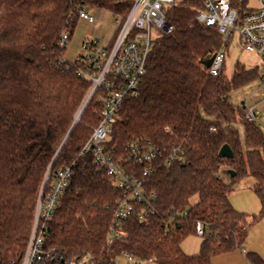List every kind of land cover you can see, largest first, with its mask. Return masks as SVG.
Wrapping results in <instances>:
<instances>
[{"label": "trees", "instance_id": "1", "mask_svg": "<svg viewBox=\"0 0 264 264\" xmlns=\"http://www.w3.org/2000/svg\"><path fill=\"white\" fill-rule=\"evenodd\" d=\"M241 1L244 7L246 0ZM87 5L115 11L121 4L0 0V264H20L45 175L49 168L54 173L70 164L71 184L48 223L47 244L64 246L68 254L90 250L103 261L98 264H118L115 258L124 251L154 257L155 264H211L217 254L242 249L264 217V131L231 92L260 76V68L237 61L232 74L224 64L213 75L209 63L223 38L216 26L194 20L202 0H180L168 8L174 29L156 38L140 93L126 97L104 142L117 158L136 140L160 147L163 156L148 177L155 212L145 220L124 221L122 238L108 245L122 191L92 154L81 153L99 122L101 103L93 98L75 122L89 81L60 45L63 32L71 38L79 10ZM226 143L233 157L219 154ZM174 149L176 156L166 163ZM124 165L137 175L144 167L132 160ZM246 177L254 179L251 188L261 204L257 213L237 209L230 199ZM194 234L201 236L200 250L189 254L182 243ZM245 255L251 264H264L257 251Z\"/></svg>", "mask_w": 264, "mask_h": 264}, {"label": "built area", "instance_id": "2", "mask_svg": "<svg viewBox=\"0 0 264 264\" xmlns=\"http://www.w3.org/2000/svg\"><path fill=\"white\" fill-rule=\"evenodd\" d=\"M117 29L115 34L102 41L99 37H87L82 41L83 52L78 60V73L88 79L89 89L75 116L78 122L90 101L95 98L101 103L99 122L82 149V154H92L94 163L104 170L114 185L122 191L113 210L112 221L107 234V244L122 238V224L133 216L145 220L155 212V193L150 190L149 175L154 162L163 156L160 147L151 140H136L128 144L125 154L119 158L104 144L119 111L128 96L140 93V82L147 71L148 58L159 36L170 33L174 26L167 19L170 6L180 0H116ZM257 6L238 10L232 0H202L203 6L194 20L216 26L223 42L214 53L209 72L219 74L225 64L230 36L234 31L245 50L259 56L260 79L264 88V0H257ZM79 19L96 23V16L88 9L79 10ZM229 35V36H228ZM227 36V37H226ZM69 32H63L60 45L66 47ZM247 118L256 121L254 107L247 109ZM177 149L165 157L170 163ZM144 164L142 173L130 172L125 161ZM74 165H65L52 173L47 171L35 205L31 231L20 264H98L90 250L82 249L68 254L60 245L47 244L48 223L53 218L61 193L70 186ZM199 234L203 233L197 224ZM118 264H155L154 257H143L124 251L115 258Z\"/></svg>", "mask_w": 264, "mask_h": 264}, {"label": "rangeland", "instance_id": "3", "mask_svg": "<svg viewBox=\"0 0 264 264\" xmlns=\"http://www.w3.org/2000/svg\"><path fill=\"white\" fill-rule=\"evenodd\" d=\"M238 1L239 4L236 6L238 10H241L242 8H254L258 3L257 0H246V5L242 7V1ZM86 9L96 16V23H91L85 19H79L64 51V57L70 61H74L83 52L81 44L85 38L99 37L102 41H106L115 34L117 29L116 15L109 8L87 5ZM237 61H240L247 68L255 66L259 67L261 62L258 55L244 49L240 42L238 32L234 31L229 38L227 46L225 57L226 74H232ZM231 96L235 103L241 104L242 101H244L247 109L250 107L255 108L257 114L256 123L264 131V88L262 87L260 76H257L245 85L234 89L231 92ZM240 130L242 133V126H240ZM253 182L254 179L252 177L242 179L235 185V189L230 194L231 197H234L235 203H238V209L240 210L239 207H241V211L248 213H257L260 210L261 205L259 197L249 186L250 183L252 184ZM197 199L198 197L195 196L193 202L197 201ZM236 200H238V202H236ZM200 244L201 236L199 234H194L184 239L182 247L186 253L196 254L200 250ZM244 246L247 249H250V251L254 250V247H258L263 252L262 254L258 250L257 252L264 257V219H262L251 230L250 237ZM241 251L243 252V249ZM243 253L245 255L246 251Z\"/></svg>", "mask_w": 264, "mask_h": 264}, {"label": "crops", "instance_id": "4", "mask_svg": "<svg viewBox=\"0 0 264 264\" xmlns=\"http://www.w3.org/2000/svg\"><path fill=\"white\" fill-rule=\"evenodd\" d=\"M259 57V56H258ZM251 183H250V188H251ZM230 199H231V202L233 203V205L235 206V207H237V204L235 203V199H234V197H231L230 196ZM236 202H238V200H236ZM240 206V205H239ZM240 208V210H241V207H239ZM260 208H261V205H260ZM237 209H238V207H237ZM257 210V209H256ZM262 219H264V217H262ZM261 219V220H262ZM260 220V221H261ZM259 221V222H260ZM258 222V223H259ZM257 223V224H258ZM256 224V225H257ZM254 227H252L251 228V230L253 229ZM251 230H250V232H251ZM250 232H249V235H248V238H247V240H246V242L248 241V239H249V237H250ZM245 245V244H244ZM243 252L244 251H250V249H247L245 246H243ZM242 249H236V250H232V251H229V252H225V253H221V254H217V255H215V256H213V258H212V262H211V264H251L250 262H249V260L246 258V256L244 255V253L241 251ZM254 250L255 251H259L261 254H262V250L261 249H259L258 247H254Z\"/></svg>", "mask_w": 264, "mask_h": 264}, {"label": "water", "instance_id": "5", "mask_svg": "<svg viewBox=\"0 0 264 264\" xmlns=\"http://www.w3.org/2000/svg\"><path fill=\"white\" fill-rule=\"evenodd\" d=\"M211 62H212V60H211ZM211 62L209 63V66L211 65ZM242 105L244 108L246 107L244 101H242ZM219 154L221 156H226V157H233L234 156V152H233L231 146L227 143L222 145V147L220 148ZM228 172L230 173L231 176L235 175V171L233 169H228Z\"/></svg>", "mask_w": 264, "mask_h": 264}]
</instances>
